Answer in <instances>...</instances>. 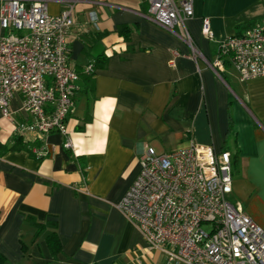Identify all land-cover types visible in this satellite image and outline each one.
I'll return each instance as SVG.
<instances>
[{"label":"crops","instance_id":"1","mask_svg":"<svg viewBox=\"0 0 264 264\" xmlns=\"http://www.w3.org/2000/svg\"><path fill=\"white\" fill-rule=\"evenodd\" d=\"M69 2L68 59L79 75L75 107L65 134H23L40 143L32 150L41 159L23 149L0 156L4 264H165L116 208L148 146L166 152L195 142L228 151L229 198L264 229V76L242 81L228 61L219 75L209 65L220 40L264 16V0H194L185 25L202 53L197 60L183 37L145 15V2L47 0V9L57 14ZM204 16L212 38L201 31ZM94 62L90 86L82 72ZM21 104L16 93L12 116H0L1 144L10 145L16 125L31 121ZM28 215L57 222L55 255L45 239L49 229L36 234Z\"/></svg>","mask_w":264,"mask_h":264},{"label":"built area","instance_id":"2","mask_svg":"<svg viewBox=\"0 0 264 264\" xmlns=\"http://www.w3.org/2000/svg\"><path fill=\"white\" fill-rule=\"evenodd\" d=\"M140 1L147 4L148 18L183 37L195 60L202 57L185 25L194 15V0ZM73 11L70 2L52 14L47 0L1 1L0 28L7 32L0 33V116H12L10 101L19 93L32 117L16 125L22 135L67 132L79 77L68 59ZM201 31L213 37L208 17ZM225 61L242 81L264 76V16L219 41L209 65L219 75ZM93 70L92 63L84 66L85 73ZM139 163L116 208L163 254L165 264H264V229L229 198L228 151L216 153L212 145L195 142L166 152L148 146Z\"/></svg>","mask_w":264,"mask_h":264},{"label":"trees","instance_id":"3","mask_svg":"<svg viewBox=\"0 0 264 264\" xmlns=\"http://www.w3.org/2000/svg\"><path fill=\"white\" fill-rule=\"evenodd\" d=\"M249 24L250 23H246L244 25V27H246ZM93 66L94 67L96 66L95 62L93 63ZM93 72H94V70L90 73H85L84 68H83V72H82L83 77L86 80V83L90 86H91V80H92ZM39 145H40V143L37 140H35L33 142L26 141V140H24V137L21 133L16 132V134L14 135V137L12 139V143L10 145L0 143V156H2L5 152H7L9 150L23 149V150H26L30 154V156L35 157L37 159H41L42 155H39V154L37 155L32 150V148L34 146L38 147ZM26 220L30 225H32L33 227L36 228V234H39L46 229H49V232L45 236L48 248L53 255H55L58 251H60V241H59L57 231H56L57 222L55 220H46L44 222H39L34 217H32L31 215H28L26 217ZM22 247L25 250V246L22 245ZM5 260L6 259H5L4 255L2 253H0V264H4Z\"/></svg>","mask_w":264,"mask_h":264},{"label":"rangeland","instance_id":"4","mask_svg":"<svg viewBox=\"0 0 264 264\" xmlns=\"http://www.w3.org/2000/svg\"><path fill=\"white\" fill-rule=\"evenodd\" d=\"M231 70H232V69H231ZM233 72H235V71L232 70V71L228 72V77H229V76H233Z\"/></svg>","mask_w":264,"mask_h":264}]
</instances>
